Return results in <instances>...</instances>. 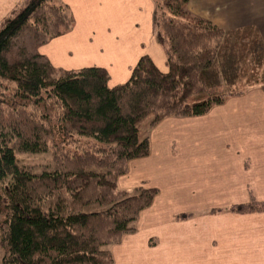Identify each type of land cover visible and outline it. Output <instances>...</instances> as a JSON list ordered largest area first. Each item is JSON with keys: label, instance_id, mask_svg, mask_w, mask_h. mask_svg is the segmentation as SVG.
Listing matches in <instances>:
<instances>
[{"label": "trees", "instance_id": "16d2710c", "mask_svg": "<svg viewBox=\"0 0 264 264\" xmlns=\"http://www.w3.org/2000/svg\"><path fill=\"white\" fill-rule=\"evenodd\" d=\"M151 1L167 69L144 54L114 86L102 67L57 68L39 51L73 28L61 0H20L0 22L1 264H111V245L135 230L155 193L117 185L129 160L149 154V130L163 117L203 115L264 90L257 26L223 28L190 0ZM46 151L51 161L38 170L16 157ZM227 209L264 211V201L249 195Z\"/></svg>", "mask_w": 264, "mask_h": 264}, {"label": "crops", "instance_id": "0c3cea01", "mask_svg": "<svg viewBox=\"0 0 264 264\" xmlns=\"http://www.w3.org/2000/svg\"><path fill=\"white\" fill-rule=\"evenodd\" d=\"M19 1L0 0V21ZM61 1L73 28L39 47L54 67H103L110 86L126 82L144 54L166 71L150 0ZM202 1L210 13L196 14L223 28L254 24L264 40V0ZM129 14H143V27L129 25ZM117 183L155 193L135 230L111 246V264H264V211L227 209L249 195L264 201V90L230 96L203 115L163 117L149 131V154L129 160ZM180 213L191 216L175 219Z\"/></svg>", "mask_w": 264, "mask_h": 264}, {"label": "rangeland", "instance_id": "374dc122", "mask_svg": "<svg viewBox=\"0 0 264 264\" xmlns=\"http://www.w3.org/2000/svg\"><path fill=\"white\" fill-rule=\"evenodd\" d=\"M151 4H152V12H153V3L152 1L150 0ZM195 2V3H194ZM194 4V5H193ZM189 8L194 9L193 12H195V10L198 12V13H202V14H209L210 12L206 9L205 7V4L202 0H190L189 2ZM213 14H216L213 12ZM3 20V19H2ZM1 20V21H2ZM0 21V22H1ZM127 23L129 25H133L135 28H141L143 27V24H144V17H143V14H129L128 18H127ZM151 23H152V13H151ZM153 33V32H152ZM154 36V35H153ZM155 39V38H154ZM156 42V40H155ZM157 43V42H156ZM157 45L162 49V47L157 43ZM163 51V49H162ZM164 53V51H163ZM147 55V54H146ZM149 56V55H148ZM165 56V54H164ZM150 57V56H149ZM138 61V60H137ZM136 61V63H137ZM135 63V64H136ZM134 64V65H135ZM134 65L131 66L130 68V72H131V69L134 67ZM103 68V67H102ZM163 69H166V65L164 64V66H162ZM106 70V69H105ZM124 83V82H123ZM253 88H256V87H253ZM252 89V88H251ZM145 122H141L140 124V128H141V133L144 132L145 130ZM150 131V130H149ZM16 157L18 159V161L20 163H23V164H26V165H29L31 166L33 169H36L38 170L39 167L45 165V164H48L50 161H51V152L50 151H46V152H36V153H28V152H16ZM128 165V164H127ZM248 166V161L245 162V166ZM126 173V172H125ZM125 173H123L122 175H124ZM121 176V175H119ZM119 176L117 177V180L119 178ZM118 185V183H117ZM138 186H144V185H138ZM136 186V187H138ZM118 187L120 188V186L118 185ZM146 187V186H144ZM135 188V187H134ZM122 189V188H121ZM131 189V188H130ZM1 218H2V215L0 214V238H1ZM152 239H149V242L151 241ZM116 244V243H115ZM114 245V244H113ZM152 245V244H150ZM112 246V245H111ZM4 251L5 249L2 247L1 245V242H0V264L2 262V256L4 254ZM111 252V251H110ZM111 256H112V252H111ZM112 260H113V256H112Z\"/></svg>", "mask_w": 264, "mask_h": 264}]
</instances>
